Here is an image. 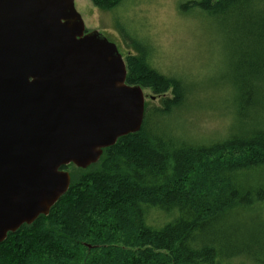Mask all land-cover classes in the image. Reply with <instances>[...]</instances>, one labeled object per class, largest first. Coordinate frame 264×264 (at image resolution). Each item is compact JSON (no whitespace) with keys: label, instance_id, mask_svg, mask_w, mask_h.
I'll return each mask as SVG.
<instances>
[{"label":"trees","instance_id":"16d2710c","mask_svg":"<svg viewBox=\"0 0 264 264\" xmlns=\"http://www.w3.org/2000/svg\"><path fill=\"white\" fill-rule=\"evenodd\" d=\"M181 10L202 13L224 39L230 132L180 140L157 126L169 108H145L140 129L71 177L48 215L8 233L0 264H264V0H189ZM138 50L126 56V82L172 88L165 104L184 103L183 81Z\"/></svg>","mask_w":264,"mask_h":264},{"label":"water","instance_id":"95a60500","mask_svg":"<svg viewBox=\"0 0 264 264\" xmlns=\"http://www.w3.org/2000/svg\"><path fill=\"white\" fill-rule=\"evenodd\" d=\"M74 0H0V243L48 215L71 175L137 132L140 85Z\"/></svg>","mask_w":264,"mask_h":264},{"label":"rangeland","instance_id":"374dc122","mask_svg":"<svg viewBox=\"0 0 264 264\" xmlns=\"http://www.w3.org/2000/svg\"><path fill=\"white\" fill-rule=\"evenodd\" d=\"M187 1L126 0L113 8L97 6L92 0L74 3L86 31L96 30L113 42L124 61L128 55H139L138 48L143 46L153 68L183 81L187 86L184 103L165 104L174 98L172 88L162 95L142 88L144 109L169 108L158 117L157 126L180 140L203 143L233 127L230 104L222 103L223 99L228 102L230 87L222 71L227 47L209 18L197 10H181ZM75 168H66L71 177L82 172Z\"/></svg>","mask_w":264,"mask_h":264}]
</instances>
